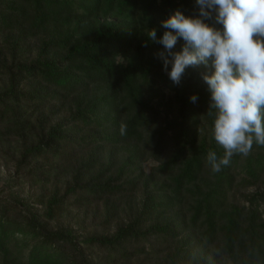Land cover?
I'll return each mask as SVG.
<instances>
[{
  "label": "trees",
  "instance_id": "16d2710c",
  "mask_svg": "<svg viewBox=\"0 0 264 264\" xmlns=\"http://www.w3.org/2000/svg\"><path fill=\"white\" fill-rule=\"evenodd\" d=\"M176 10L198 14L195 0H0V145L16 148L7 189L41 188L0 200V264H118L147 249L163 264H264V190L229 200L258 185L264 157L234 155L212 172L207 154L223 149L203 75L214 69L190 66L174 84L147 35L162 37ZM166 89L173 96L157 105ZM149 161L162 162L150 175ZM137 193L140 210L110 233ZM91 208L102 211L96 227Z\"/></svg>",
  "mask_w": 264,
  "mask_h": 264
},
{
  "label": "clouds",
  "instance_id": "9594fccd",
  "mask_svg": "<svg viewBox=\"0 0 264 264\" xmlns=\"http://www.w3.org/2000/svg\"><path fill=\"white\" fill-rule=\"evenodd\" d=\"M195 4L197 15L176 10L161 21L167 29L162 37H157L156 29L147 35L163 45L156 55L166 72L171 64L168 75L174 84H180L190 66L214 69L203 79L211 93L210 109H215L214 139L223 155L209 150L206 161L212 172L219 173L234 155L248 156L254 146H264V0H195ZM181 38L182 51L173 52ZM190 99L195 103L198 97ZM120 133L126 134L123 123Z\"/></svg>",
  "mask_w": 264,
  "mask_h": 264
},
{
  "label": "rangeland",
  "instance_id": "374dc122",
  "mask_svg": "<svg viewBox=\"0 0 264 264\" xmlns=\"http://www.w3.org/2000/svg\"><path fill=\"white\" fill-rule=\"evenodd\" d=\"M35 42H36V38H31L30 43L32 46L35 45ZM172 96L173 94L171 93V91L166 89L164 96L156 98L154 102L157 105H159L162 102L161 100L163 99L164 103H166L167 101H169V99ZM160 106L164 112L163 114L164 118H166L167 114H170V117H172L171 112L167 109L165 104L162 103V105ZM205 113L202 116L201 123L199 125L200 140L204 138L206 139L210 136L208 119L206 118ZM11 144H12L11 147L10 146L1 147L0 145V200L1 199L10 200L12 198L13 193H14V197L16 195L19 198L29 199L30 196L34 194H38L41 191V188L39 186H35V185L33 186L30 183H28V184H18L17 186H13V189H7L8 184L10 183V177L13 176L15 173V163L12 157L13 154H15L16 152L15 140H12ZM239 156L242 159V161L250 157H253V158H257L261 156L264 157V150L259 149V148H254L250 155L248 156L239 155ZM160 165H162V162L149 161V162H146L143 166H144L146 174L150 175L153 172H155L154 167H158ZM154 176L160 178L157 172L154 174ZM244 177H245L244 174L238 175L237 182H239ZM258 190H264V172L257 186L253 188H248V189L247 188L242 189V187H234V189L229 193V200L232 204H238V205L240 203L242 204V202L245 201L242 199L244 195H247L251 192H255ZM143 198H144L143 194L137 193L135 197L133 198V200L129 202V204L127 203L122 206L121 208L122 211L118 214V218L114 220L113 223L110 225L111 227L109 230L110 233H114L117 230L118 225L122 223H128L130 221V219L137 212V210L138 211L140 210L141 208L140 202L143 201ZM123 203L124 202H122V204ZM184 208L185 210H187L188 207L186 206ZM89 212L90 214L87 217L88 224L90 225L92 224V226L96 227V224L98 223L97 221L101 220L102 211L101 210L98 211L94 208H91ZM83 213L84 212H81L82 215ZM77 214H78L77 212H73L71 217H67L65 220H63L62 222L64 223V225L65 226L71 225L73 223L72 218H74ZM94 216L96 217V219L94 218ZM98 229H100V227ZM88 231H91V230H88ZM148 252L149 250L147 249V251L142 252L140 255L134 256L130 261L128 262L121 261L118 264H163L165 253L162 256H160L159 259H157L156 261H150L149 258L146 257V254ZM93 258L95 260H100V262L103 263L104 255L102 253L97 252L93 254Z\"/></svg>",
  "mask_w": 264,
  "mask_h": 264
}]
</instances>
